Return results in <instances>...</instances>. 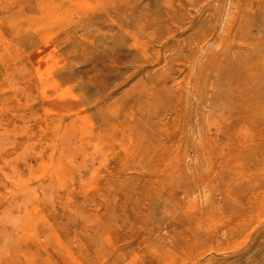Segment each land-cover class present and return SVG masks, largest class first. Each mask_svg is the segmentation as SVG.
<instances>
[{"label":"rangeland","instance_id":"rangeland-1","mask_svg":"<svg viewBox=\"0 0 264 264\" xmlns=\"http://www.w3.org/2000/svg\"><path fill=\"white\" fill-rule=\"evenodd\" d=\"M0 264H264V0H0Z\"/></svg>","mask_w":264,"mask_h":264}]
</instances>
